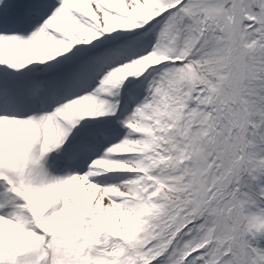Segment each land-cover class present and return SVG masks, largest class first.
Returning <instances> with one entry per match:
<instances>
[{
  "label": "snow or ice",
  "instance_id": "snow-or-ice-1",
  "mask_svg": "<svg viewBox=\"0 0 264 264\" xmlns=\"http://www.w3.org/2000/svg\"><path fill=\"white\" fill-rule=\"evenodd\" d=\"M0 264H264V0H0Z\"/></svg>",
  "mask_w": 264,
  "mask_h": 264
}]
</instances>
